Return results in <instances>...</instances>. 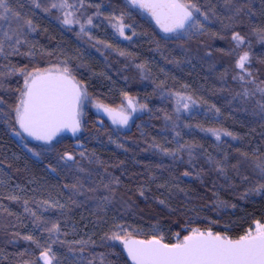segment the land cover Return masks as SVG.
<instances>
[{
    "label": "trees",
    "instance_id": "trees-1",
    "mask_svg": "<svg viewBox=\"0 0 264 264\" xmlns=\"http://www.w3.org/2000/svg\"><path fill=\"white\" fill-rule=\"evenodd\" d=\"M50 2L55 0H44V6ZM195 2L210 13L207 21L199 17L204 30L168 37L123 0H83V7H74L85 12L81 23L93 18L86 34L79 24L65 25L60 9L30 13V0H20L22 9L11 0L36 30L26 28L27 43L15 51L6 44L0 56V264H45V248L52 264H130L113 233L174 244L194 229L239 239L264 222V191H252L264 183L253 171V161L264 160V113L258 107L264 96L256 90L264 86V41L256 34L264 29V0ZM237 8L243 10L237 14ZM121 13L132 26L124 36L110 20ZM237 32L243 45L232 39ZM245 51L255 84L235 79ZM65 67L89 97L118 106L133 96L146 105L144 112L122 130L88 109L78 139L64 137L50 146L31 141L15 121L24 74L12 69ZM176 92L196 105L175 112ZM206 129L219 130L220 138ZM186 144L194 146L191 157L177 151ZM64 153L73 154L78 166H65ZM113 177L119 182L109 191L103 184ZM77 178L84 181L81 194L70 187ZM52 224L59 231L49 234Z\"/></svg>",
    "mask_w": 264,
    "mask_h": 264
},
{
    "label": "snow or ice",
    "instance_id": "snow-or-ice-1",
    "mask_svg": "<svg viewBox=\"0 0 264 264\" xmlns=\"http://www.w3.org/2000/svg\"><path fill=\"white\" fill-rule=\"evenodd\" d=\"M131 5L137 6L140 9L147 10L152 17L155 18L156 23L165 33H179L181 36H187L190 33L201 32L205 25L203 21L209 19L210 13L203 11L202 7L195 2V0H129ZM226 3L229 0H225ZM19 8L24 5L20 0H16ZM31 13L35 9L43 8V11L48 12L51 9H60L63 16V23L65 25L79 24L80 32L86 34V26L93 24V18L88 16L84 22L81 23L79 19H74V7H83V0H77V4L70 3L69 0H55L50 2L47 7L44 6V0H30ZM98 7V6H97ZM243 9L237 8L236 13L239 14ZM211 14L215 15V10H211ZM99 15V12H97ZM203 17V21L199 18ZM110 20H115L113 25L116 32L121 36L125 34V28H131V25H125L123 20V13L120 16L110 17ZM7 23V29L4 23ZM13 23L15 27H13ZM35 31L34 25L30 16L21 14L16 8L11 6V0H0V56L5 54V45L16 50L17 46L22 43H27V40L22 39L25 36V29ZM257 36L261 41H264V29L256 31ZM133 35H136L133 30ZM125 39H131L130 36H125ZM237 45H243L245 37L240 33H234L232 37ZM103 43V42H101ZM121 55H124L121 52ZM250 55L245 51L239 55L236 67L240 70V74L235 79L241 80L245 83L255 84V78L252 73L246 68V64H250ZM138 68H145V65H138ZM12 71H19L24 74V90L20 94L19 103L15 106L14 115L15 121L23 132L34 137L37 140L50 142L53 137L62 129H70L76 133L80 129L79 108L81 99L86 98V91L82 90V86L71 79L69 69H57L54 74L51 70L34 69L28 72L24 68ZM245 76L251 79L245 80ZM262 96H264V86L257 85L256 88ZM249 90L245 88L244 95H248ZM127 96V94H125ZM176 98L177 113L182 110H189L190 106L194 107L196 101L191 96H186L180 92L173 93ZM239 95V94H238ZM127 108L123 106L119 110L111 109L103 104H98L97 107L107 112L114 124L127 125L131 118V113L137 110V105L133 102L131 97H127ZM140 108H145L146 105H139ZM213 108L215 106H212ZM258 107L261 113H264V103H259ZM219 111V109H216ZM0 115H5L0 109ZM171 119V117H167ZM175 124V122H173ZM15 131V129H12ZM220 138V131L216 129H206ZM17 135L21 133L17 132ZM231 136L232 133H225ZM179 135V133H177ZM27 147V145H25ZM123 147V145H118ZM193 145H181L177 151L187 150L189 156L193 151ZM34 155L39 156L40 153L34 149ZM167 151V150H164ZM175 157L176 153H169ZM80 157H84V152H79ZM212 158L209 157V160ZM60 160L68 166L69 162L78 166L79 162L71 153H64L60 156ZM235 168L236 166L233 165ZM81 172L85 169H79ZM223 171V169H221ZM253 171L259 176V179L264 181V160L257 158L253 161ZM188 175V173H185ZM90 178V177H89ZM247 179V177H245ZM118 178H111L109 183L103 184L105 189L111 191L110 185L118 183ZM103 183V181H101ZM84 186V181L77 178L76 183L70 187L74 193L81 194L80 190ZM96 189H88V191H95ZM252 191H264V183L259 184L258 187ZM143 194V193H141ZM16 197H11L15 199ZM107 200L108 197H103ZM27 204V201H25ZM44 204H48L47 201ZM51 207H63V205L52 204ZM28 211V209H25ZM37 220L39 227V217L32 213ZM45 224L47 221L44 222ZM49 234L59 231L57 224H52L50 228L46 229ZM31 240V236L24 237ZM111 239L122 240L127 250L128 255L135 262V264H264V226L257 229L256 235H252L251 230L244 236L237 240L223 238L220 235H213L211 232L207 234L193 230L191 235L185 236L181 243L177 244H163L159 240L153 238L151 241L129 240L124 239L119 233H113ZM50 248H45L41 252V257L45 264H52L53 257L50 255Z\"/></svg>",
    "mask_w": 264,
    "mask_h": 264
},
{
    "label": "water",
    "instance_id": "water-1",
    "mask_svg": "<svg viewBox=\"0 0 264 264\" xmlns=\"http://www.w3.org/2000/svg\"><path fill=\"white\" fill-rule=\"evenodd\" d=\"M153 20L156 22L155 18L153 17ZM157 24V23H156ZM159 26V24H157ZM159 29L161 32H163L164 34H171V33H165L159 26ZM58 68H50V69H44V70H51L54 74L56 73ZM43 71V70H42ZM70 76H71V79H73L76 83L80 84L82 86V90L85 91V87L83 85V83L77 78L75 77L73 74L70 73ZM83 99V98H82ZM81 99V101H82ZM133 99V102L137 105V110L135 112H132L131 113V118L129 119V122L127 125H118V124H114L112 122V118L111 116L105 112L103 109L101 108H98L97 105L98 104H103L104 106L108 107V108H111V109H115V110H119L120 108L118 107H115V106H110L108 104H105V103H102V102H98L94 105L93 107V110L95 112V114L101 118H103L104 120H106L112 127L114 128H119V129H122V130H127L131 123L133 122V120L135 119V117L137 116L138 114V104L136 102V100L134 98ZM125 105L126 107H128L127 105V98L125 99ZM80 107H81V104H80ZM79 120H80V108H79ZM21 129V128H20ZM21 131L23 132V130L21 129ZM83 133V126L81 124V120H80V129L78 132L76 133H73L70 129H62L61 131H59L54 137L53 139L50 141V142H46V141H43V140H37L35 139L34 137L28 135V133L26 132H23V134L25 136H27L31 141L33 142H36V143H40V144H43V145H46V146H50V145H53L55 142H57L58 140H60L61 138H64V137H70L72 139H78L79 136ZM207 234V233H205ZM213 235H217V234H214L212 233ZM223 237V236H221ZM223 238H226V237H223ZM125 239H129V240H141V241H151L152 239H147V240H143V239H140V238H137L135 236H131V237H127ZM227 239H231V238H227ZM156 240H159V239H156ZM231 240H237V239H231ZM161 243L163 244H168V243H165L163 242L162 240H159ZM168 245H172V244H168ZM121 250L124 254V256L126 257V259L129 261L130 264H135V262L131 259V257L128 255L127 253V250L123 244V241L121 242Z\"/></svg>",
    "mask_w": 264,
    "mask_h": 264
},
{
    "label": "rangeland",
    "instance_id": "rangeland-1",
    "mask_svg": "<svg viewBox=\"0 0 264 264\" xmlns=\"http://www.w3.org/2000/svg\"><path fill=\"white\" fill-rule=\"evenodd\" d=\"M124 1V0H123ZM124 3H125V1H124ZM126 4V3H125ZM127 5V4H126ZM72 11L74 12V18L75 19H79V20H81L82 19V17H85V12H84V10L83 9H79V10H74V9H72ZM58 69H62V68H58ZM86 91V90H85ZM86 93H87V91H86ZM128 97H131V98H134L135 100H136V102H137V104H138V114H137V116H139V115H141L143 112H144V108H140L139 107V105H142L139 101H138V99L136 98V97H133V96H128ZM125 98H127V97H125ZM98 102H100L99 100H97L96 98H91V97H89L88 96V93H87V96H86V98H83L82 99V101H81V107H80V120H81V124H82V126L84 125V118H85V114H86V111L88 110V109H93V107H94V105L96 104V103H98ZM175 104V109H176V98H175V102H174ZM124 107V108H127L126 107V105H125V100L123 101V103L122 104H119L118 106H115V107H118V108H121V107ZM190 108H191V106H190ZM184 111H187V110H182L181 112H184ZM176 112V111H175ZM181 112H179V113H181ZM99 122H102V120L101 119H99L98 120ZM212 135H214V136H216L213 132H212ZM76 144H78V145H80V143L79 142H76ZM260 226H264V222H261V223H256L252 228H250L249 230H251V233H252V235H256V233H257V229H258V227H260ZM249 230L247 231V233L249 232ZM199 232H202V233H208V232H211V233H214L212 230H207V231H205V230H198ZM246 233V234H247ZM192 234V232L191 233H189L188 235H191ZM188 235H186V236H188ZM218 235H220V234H218ZM220 236H223V235H220ZM185 236H183V237H181V238H178L177 240H176V243H174V244H177V243H181L182 241H183V238H184ZM223 237H225V236H223ZM163 241V240H162Z\"/></svg>",
    "mask_w": 264,
    "mask_h": 264
},
{
    "label": "flooded vegetation",
    "instance_id": "flooded-vegetation-1",
    "mask_svg": "<svg viewBox=\"0 0 264 264\" xmlns=\"http://www.w3.org/2000/svg\"><path fill=\"white\" fill-rule=\"evenodd\" d=\"M124 1L131 10L138 13L140 17H142L143 19L147 20L154 27V29L158 31L159 33L165 36H168V37H174V36L180 35L179 33L164 34L163 32L160 31L159 26L156 24V22L153 20V17L147 10L140 9L137 6L131 5L129 0H124Z\"/></svg>",
    "mask_w": 264,
    "mask_h": 264
}]
</instances>
